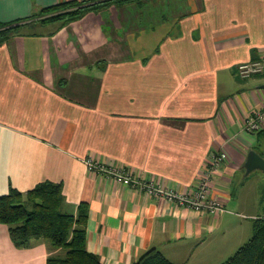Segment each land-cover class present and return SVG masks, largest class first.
Masks as SVG:
<instances>
[{
	"label": "crops",
	"instance_id": "crops-1",
	"mask_svg": "<svg viewBox=\"0 0 264 264\" xmlns=\"http://www.w3.org/2000/svg\"><path fill=\"white\" fill-rule=\"evenodd\" d=\"M68 1L0 0V23ZM261 59L264 0H145L21 33L0 45V196L61 184L64 212L89 206L86 246L102 264H134L150 250L174 264H222L264 218V174L244 167L252 150L264 158V122L243 130L264 108V75L238 71ZM88 161L179 193L211 171L209 197L225 210L185 209ZM57 252L43 239L17 246L0 224V264H47Z\"/></svg>",
	"mask_w": 264,
	"mask_h": 264
},
{
	"label": "trees",
	"instance_id": "trees-1",
	"mask_svg": "<svg viewBox=\"0 0 264 264\" xmlns=\"http://www.w3.org/2000/svg\"><path fill=\"white\" fill-rule=\"evenodd\" d=\"M145 0H88L68 1L42 9L29 19L0 23V45L20 35L28 21L41 16L42 23L61 22L62 27L80 21L88 13L104 7L143 4ZM63 186L50 181L38 184L27 193L11 189L0 196V224L9 229L10 237L17 246L34 240L47 241L52 253L47 264H102L100 259L87 250L86 226L89 206L82 203L77 215L64 212ZM134 264H174L159 251L150 250ZM222 264H264V218L253 223L251 239Z\"/></svg>",
	"mask_w": 264,
	"mask_h": 264
},
{
	"label": "built area",
	"instance_id": "built-area-1",
	"mask_svg": "<svg viewBox=\"0 0 264 264\" xmlns=\"http://www.w3.org/2000/svg\"><path fill=\"white\" fill-rule=\"evenodd\" d=\"M238 71L242 78L264 75V59L242 63L238 66ZM263 122L264 108L255 111L245 120L243 130L250 134L257 133L262 128ZM226 159L227 155L225 153L214 156L209 165L210 170L212 172L217 171ZM87 165L91 172L101 174L115 183L138 188L149 195L191 211L208 212L215 215L225 210L221 202L209 197L211 171L202 176L192 193H179L159 182L140 178L129 168H111L105 164L94 163L92 161H88Z\"/></svg>",
	"mask_w": 264,
	"mask_h": 264
},
{
	"label": "rangeland",
	"instance_id": "rangeland-1",
	"mask_svg": "<svg viewBox=\"0 0 264 264\" xmlns=\"http://www.w3.org/2000/svg\"><path fill=\"white\" fill-rule=\"evenodd\" d=\"M149 6L146 7V9H148ZM50 15V14H49ZM49 15L47 16H41V17H37L35 19H31L30 21H28V26L23 30L22 34H38L41 31L44 30H52L53 33L55 31H59L62 28V23L61 22H49V23H42V19H44L45 17L48 18L50 17ZM148 37V35L146 36V38Z\"/></svg>",
	"mask_w": 264,
	"mask_h": 264
},
{
	"label": "water",
	"instance_id": "water-1",
	"mask_svg": "<svg viewBox=\"0 0 264 264\" xmlns=\"http://www.w3.org/2000/svg\"><path fill=\"white\" fill-rule=\"evenodd\" d=\"M244 167L246 170V175H249L256 170H260L264 174V158L256 151L252 150L248 153Z\"/></svg>",
	"mask_w": 264,
	"mask_h": 264
}]
</instances>
